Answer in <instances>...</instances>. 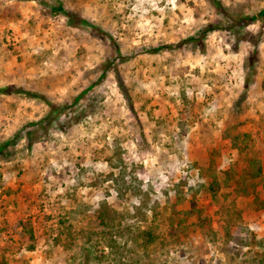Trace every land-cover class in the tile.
<instances>
[{"label": "rangeland", "instance_id": "obj_1", "mask_svg": "<svg viewBox=\"0 0 264 264\" xmlns=\"http://www.w3.org/2000/svg\"><path fill=\"white\" fill-rule=\"evenodd\" d=\"M58 1L0 0V88L40 95L0 91V264H264V22L246 89L253 42L180 45L220 18L210 0H61L105 34ZM44 99L66 107L31 125Z\"/></svg>", "mask_w": 264, "mask_h": 264}, {"label": "trees", "instance_id": "obj_2", "mask_svg": "<svg viewBox=\"0 0 264 264\" xmlns=\"http://www.w3.org/2000/svg\"><path fill=\"white\" fill-rule=\"evenodd\" d=\"M213 6L216 9L217 14L219 15V19L208 23L206 26L202 27L197 31L196 34L189 36L187 39H185L181 44L185 43H200L206 40L207 36L216 30H231L236 32L237 40L241 42L242 40H249L255 44V50L251 54L252 55V61L250 60V56H248L245 59V69H247L246 76H245V87L246 89L250 86V84L253 82L256 74V64L258 62V44H259V35L255 37H249L247 31L244 30L245 27L248 25L255 23L257 21L264 22V7L259 9L256 12L252 13H237L232 11L227 5L224 4L222 0H210ZM43 4H46L45 1ZM51 12L53 15L62 14L64 15L68 23L72 26H80V25H87L94 28L97 32H100L102 34H105L106 32L98 27L97 25H94L91 21L88 19L82 17L81 15H78L77 13H74L73 11L67 9L63 2L61 0L58 1L56 4H52L50 6ZM174 46V45H169ZM179 46V45H175ZM117 50L121 54V50L116 45ZM166 48L165 46H158V47H152L150 49L146 48L144 50L146 51H157L160 49ZM110 66V65H109ZM108 68V67H107ZM106 75V70L101 74L100 78H103ZM1 92L11 94L12 92H19V93H25L32 97H39L35 92H32L30 90L26 89H13V87H3L0 88ZM86 91L81 92L77 97L75 98V102L79 101L81 96ZM45 98V97H43ZM45 102L49 105L50 110L46 117L31 122V125L43 123L46 121V119H49L51 116H58L63 110L65 109V105L55 104L54 102L50 101L49 99H44ZM32 132L31 130L28 131V138L30 139V145L32 141ZM20 133L16 135V137H19ZM10 140H6L3 142H0V153L4 150V147L9 144ZM262 173V166L258 164V175ZM98 219L101 226L104 228H112L115 225L116 221V210L113 209V207L109 206L107 203H102L98 210ZM140 237L144 238L145 245L151 244L156 239V233L152 229L144 230L142 233L139 234Z\"/></svg>", "mask_w": 264, "mask_h": 264}]
</instances>
